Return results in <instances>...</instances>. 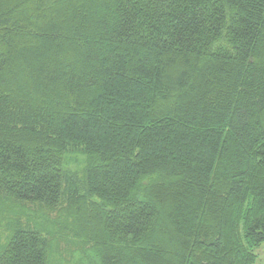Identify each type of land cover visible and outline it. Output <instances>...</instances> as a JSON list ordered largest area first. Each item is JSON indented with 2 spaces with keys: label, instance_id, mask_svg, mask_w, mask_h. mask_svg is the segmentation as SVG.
I'll return each instance as SVG.
<instances>
[{
  "label": "trees",
  "instance_id": "16d2710c",
  "mask_svg": "<svg viewBox=\"0 0 264 264\" xmlns=\"http://www.w3.org/2000/svg\"><path fill=\"white\" fill-rule=\"evenodd\" d=\"M0 227V264H254L264 0H0Z\"/></svg>",
  "mask_w": 264,
  "mask_h": 264
},
{
  "label": "rangeland",
  "instance_id": "374dc122",
  "mask_svg": "<svg viewBox=\"0 0 264 264\" xmlns=\"http://www.w3.org/2000/svg\"><path fill=\"white\" fill-rule=\"evenodd\" d=\"M82 176L81 172L79 173ZM1 226H6V222H2ZM56 231V226L52 227ZM6 230L0 227V250L2 245L6 242ZM56 250V249H55ZM256 261L254 264H264V243L255 248ZM51 264H89V259L85 257L83 251L78 248L68 247L60 255L53 250L50 255Z\"/></svg>",
  "mask_w": 264,
  "mask_h": 264
}]
</instances>
